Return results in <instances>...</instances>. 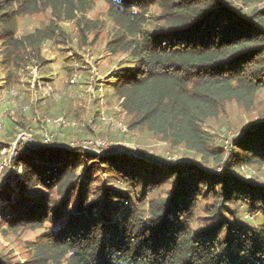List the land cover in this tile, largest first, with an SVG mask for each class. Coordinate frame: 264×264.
Instances as JSON below:
<instances>
[{
	"label": "trees",
	"instance_id": "obj_1",
	"mask_svg": "<svg viewBox=\"0 0 264 264\" xmlns=\"http://www.w3.org/2000/svg\"><path fill=\"white\" fill-rule=\"evenodd\" d=\"M41 1L0 0L5 65L16 47L25 49L29 42L38 48L36 42L45 37L40 30L16 36L19 14L38 12ZM47 1L45 5L55 9L68 6L70 16L76 6L88 4V0H78L76 5V0ZM151 1L162 6L164 17L162 23L148 28L145 17ZM108 2L121 29L108 47L127 56L112 76V95L128 114L129 128L145 130L169 147L186 148L205 164L221 163L224 151L215 146V135L206 126L230 102L252 108L264 88V11L248 14L235 0ZM12 117L6 132L11 140L32 128L22 109L17 108ZM243 132L232 149L240 148L248 159L264 163V116ZM39 135L35 134V142L42 145ZM84 155L108 164L118 177L150 189L166 181L174 182V188L167 196L150 198L147 209L136 199L126 205L117 199L113 204L109 192H94L76 178ZM133 157L94 155L79 148L36 149L25 143L16 162L22 167L18 191L10 188L8 180L0 182L6 199L0 204V229L50 224L30 243L32 252L24 258L25 264H264V221L254 232L242 221L225 220L219 213L221 205H215L205 218L210 221L192 227L193 212L207 192L220 203L239 206L242 201L253 210H264V189L241 177L235 182L222 178L194 163L186 168L169 164L170 174L157 178L159 165L147 169L151 164ZM137 161L144 170L133 168ZM0 264L21 263L0 255Z\"/></svg>",
	"mask_w": 264,
	"mask_h": 264
},
{
	"label": "rangeland",
	"instance_id": "obj_2",
	"mask_svg": "<svg viewBox=\"0 0 264 264\" xmlns=\"http://www.w3.org/2000/svg\"><path fill=\"white\" fill-rule=\"evenodd\" d=\"M47 2L42 0L38 12L19 14L18 19V38L31 35L35 30L44 33L46 38L36 42L38 48L29 42L25 43V49L16 47L15 53L13 51L10 56L11 61L5 65L6 47L0 37V182L8 180L10 188L18 191L22 167H18L16 162L25 143L29 145L24 134H29L34 141L37 140L35 134H40L41 146L51 144L79 148L83 152L102 156L132 154L133 160L140 158L143 159L141 164H151L146 166L147 169L155 168L154 164L159 165L157 170L160 175H156L157 178L170 174L169 164L186 168V165L194 163L198 168H205L222 178H232L235 182L241 177L252 186L264 189V163L248 159L240 148L232 149L234 139L241 137L246 127L261 122L264 116V88L258 92L252 108L230 102L217 120L207 124L206 127L215 135V146L224 152H221V163L211 161L205 164L201 156L186 148L169 147L145 130L129 128L128 114L120 106L118 98L112 95V76L118 72L120 61L127 56L124 52L113 53L108 47V42L121 30L110 14L108 0H88L84 7L77 9L76 6L71 15L73 18H70L68 6L55 9L45 5ZM77 3L78 0L73 5ZM235 4L248 14L255 9L264 11V0L250 3L235 0ZM163 14L162 6L151 1L145 17L148 28L162 23ZM17 108L22 109L31 120L32 128L21 131L11 140L6 136L7 124L14 119L12 116ZM18 138L21 140L16 145ZM97 161L93 156L84 155L78 161L76 178L88 183L89 189L94 192H109L113 204L117 199L125 200V205L132 204L131 201L136 199L140 206L147 209L146 202L150 198L167 196V191L174 188V182L166 181L150 189L142 183L118 177L108 164L100 161L97 164ZM138 164H134L133 168L144 170ZM145 172L148 171L145 169ZM3 196L0 192V204L6 201ZM199 203L193 212L194 229L210 221L205 218L215 205H221L219 213L225 220L242 221L245 228L254 232L264 221L263 209L253 210L242 201L239 206L235 202L220 203L207 192L200 197ZM49 225L16 229L4 225L0 229V255L12 262L25 264L24 258L32 252L30 243L38 240ZM233 247L235 250L236 246Z\"/></svg>",
	"mask_w": 264,
	"mask_h": 264
},
{
	"label": "water",
	"instance_id": "obj_3",
	"mask_svg": "<svg viewBox=\"0 0 264 264\" xmlns=\"http://www.w3.org/2000/svg\"><path fill=\"white\" fill-rule=\"evenodd\" d=\"M248 127H250V126H248ZM247 128V127H246ZM245 128V129H246ZM24 135H26V139H27V141H28V143H29V145H30V147H32V148H39V147H59L58 145H51V144H49V145H44V146H41V145H38L32 138H31V136L29 135V134H24ZM20 140H21V138H18V140L16 141V145H18L19 144V142H20Z\"/></svg>",
	"mask_w": 264,
	"mask_h": 264
},
{
	"label": "built area",
	"instance_id": "obj_4",
	"mask_svg": "<svg viewBox=\"0 0 264 264\" xmlns=\"http://www.w3.org/2000/svg\"><path fill=\"white\" fill-rule=\"evenodd\" d=\"M33 139V138H32ZM49 137H47V141H48Z\"/></svg>",
	"mask_w": 264,
	"mask_h": 264
},
{
	"label": "bare ground",
	"instance_id": "obj_5",
	"mask_svg": "<svg viewBox=\"0 0 264 264\" xmlns=\"http://www.w3.org/2000/svg\"><path fill=\"white\" fill-rule=\"evenodd\" d=\"M25 139H26V137H25Z\"/></svg>",
	"mask_w": 264,
	"mask_h": 264
}]
</instances>
